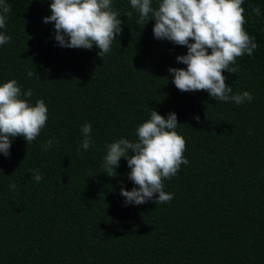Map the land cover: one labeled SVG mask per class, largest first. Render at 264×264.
Segmentation results:
<instances>
[{"label": "trees", "instance_id": "obj_1", "mask_svg": "<svg viewBox=\"0 0 264 264\" xmlns=\"http://www.w3.org/2000/svg\"><path fill=\"white\" fill-rule=\"evenodd\" d=\"M7 3L0 84L32 89L27 99L43 100L48 120L35 141L16 137L10 155L0 153V264H264V0H244L257 48L237 58L236 73H223L232 94H252L241 105L179 91L168 69L187 67L176 60L187 48L154 38V20L137 24L130 0H112L122 32L103 57L95 45L55 41L54 22H43L51 0ZM152 109L165 119L176 113L189 163L164 181L170 203L126 205L121 187L138 186L124 158L116 176L102 172L106 145L136 142Z\"/></svg>", "mask_w": 264, "mask_h": 264}, {"label": "clouds", "instance_id": "obj_2", "mask_svg": "<svg viewBox=\"0 0 264 264\" xmlns=\"http://www.w3.org/2000/svg\"><path fill=\"white\" fill-rule=\"evenodd\" d=\"M243 3L244 0H158L154 7L153 0H130L131 7L139 13L137 24L145 26L149 20H154V38L187 48L186 55L176 57L178 63L187 67L168 69L179 91H206L216 101H231L237 105L252 102L253 96L248 91L232 94L223 73H236L232 65L237 58L245 54L251 56L257 48L255 37L244 28ZM10 11L7 0H0V29H5ZM253 11L259 14L258 8ZM50 12L43 22H54V39L61 47L90 50L95 45L100 50L98 55L103 57L122 32V21L113 10L112 0H51ZM126 15L131 17L132 13ZM10 40V36L0 32V45ZM27 74L33 76L32 71ZM32 95V89L22 92L14 79L0 84V153L5 157L10 155L14 138L23 137L30 144L47 123V105L43 100L33 105L27 99ZM194 118L200 121L199 116ZM179 125L176 113L170 112L165 119L152 109L150 118L136 129V142L120 138L106 145L102 172L109 177L116 176L115 169L124 158L131 170L128 178L138 186L130 191L121 187L120 194L126 205L172 201L173 194L165 192L164 181L171 180L181 165L189 163L184 156L186 140L176 131ZM91 130L87 123L81 128L84 150L92 146ZM52 145L53 139H49L42 147L47 152ZM130 151L134 153L131 156ZM41 179L42 175L35 171L33 180L40 182ZM10 188L15 189V183L10 184Z\"/></svg>", "mask_w": 264, "mask_h": 264}]
</instances>
